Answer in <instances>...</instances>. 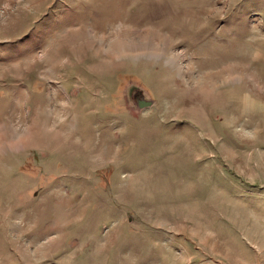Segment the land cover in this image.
Returning a JSON list of instances; mask_svg holds the SVG:
<instances>
[{
    "label": "rangeland",
    "instance_id": "rangeland-1",
    "mask_svg": "<svg viewBox=\"0 0 264 264\" xmlns=\"http://www.w3.org/2000/svg\"><path fill=\"white\" fill-rule=\"evenodd\" d=\"M0 264H264V0H0Z\"/></svg>",
    "mask_w": 264,
    "mask_h": 264
}]
</instances>
